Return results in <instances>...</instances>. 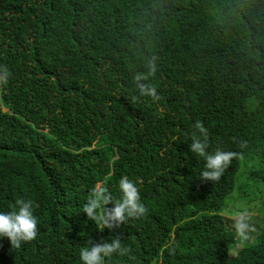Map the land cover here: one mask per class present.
Returning <instances> with one entry per match:
<instances>
[{
  "label": "trees",
  "instance_id": "1",
  "mask_svg": "<svg viewBox=\"0 0 264 264\" xmlns=\"http://www.w3.org/2000/svg\"><path fill=\"white\" fill-rule=\"evenodd\" d=\"M153 61L139 83L157 101L134 82ZM3 69L0 212L31 200L38 234L0 239V264H82L114 236L130 252L105 264H264V0H0ZM197 121L209 152L242 153L218 182L190 150ZM123 176L147 213L100 232L83 207ZM237 207L257 231L229 258Z\"/></svg>",
  "mask_w": 264,
  "mask_h": 264
},
{
  "label": "clouds",
  "instance_id": "2",
  "mask_svg": "<svg viewBox=\"0 0 264 264\" xmlns=\"http://www.w3.org/2000/svg\"><path fill=\"white\" fill-rule=\"evenodd\" d=\"M0 71L3 72L0 75V85H2L7 82L10 73L6 69ZM156 71V65L153 61L149 64L147 75L137 74L134 77L140 97L150 98L152 101L160 99L154 86L139 83L142 80L147 81L149 75L155 76ZM136 99L133 98V100ZM193 127L195 131L191 137L190 150L205 161L200 172V179L204 182H218L232 161L242 158V153L223 151L219 148L215 152H209L207 129L200 121H197ZM239 147L247 148V142L241 141ZM118 188L121 195L119 199H115L107 187L103 186V182L98 183L89 193L87 202L83 207V213L87 215L89 220L95 222L100 232L105 229L111 232L120 228L129 219H139L147 213V208L141 202L140 191L136 182L127 176H123L119 181ZM108 205H112V207L109 208ZM253 218L254 213L246 207H237L231 215L232 229L241 244L250 241L252 239L251 234L257 231ZM37 224L38 219L33 212V202L18 199L12 211L0 212V239L7 238L12 249H19L22 244L30 243L36 239ZM88 243L90 247H83L80 250L82 264H105V258L114 254L123 256L130 252V249L122 246L120 236L111 237V242L93 243L89 241Z\"/></svg>",
  "mask_w": 264,
  "mask_h": 264
},
{
  "label": "rangeland",
  "instance_id": "3",
  "mask_svg": "<svg viewBox=\"0 0 264 264\" xmlns=\"http://www.w3.org/2000/svg\"><path fill=\"white\" fill-rule=\"evenodd\" d=\"M263 223H264V216H263ZM248 242H253V239H251L250 241ZM245 243L241 244V242L239 241L235 247H233L230 251V256L229 258H235L238 251L244 246Z\"/></svg>",
  "mask_w": 264,
  "mask_h": 264
}]
</instances>
